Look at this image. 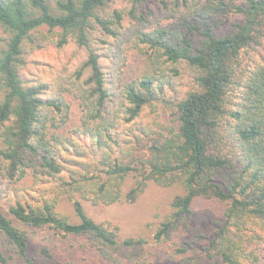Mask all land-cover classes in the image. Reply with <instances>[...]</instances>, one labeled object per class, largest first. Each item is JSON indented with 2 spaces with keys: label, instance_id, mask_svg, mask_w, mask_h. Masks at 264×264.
<instances>
[{
  "label": "trees",
  "instance_id": "obj_1",
  "mask_svg": "<svg viewBox=\"0 0 264 264\" xmlns=\"http://www.w3.org/2000/svg\"><path fill=\"white\" fill-rule=\"evenodd\" d=\"M117 1L0 0L6 33L0 38V187L41 185L33 201L0 203V235L10 246L0 248V261L16 256L22 264H36L30 243L38 230L86 238L105 264L116 251L132 255L139 248L116 247L148 240H121L119 226L97 221L85 201L93 206L134 202L154 181L183 190L155 241L191 217L197 200L218 201L225 205L224 218L205 251L223 264H261L264 248H249L245 239L253 224L264 229V51L248 58L264 37V0L234 2L240 19L224 34L205 20L209 12L202 0L189 5L196 15L187 28L142 30L148 21L143 2L131 0L139 48L128 76L120 63L118 28L125 15L113 8ZM51 36L60 50L75 41L85 57L76 67L50 72L48 79L27 78L28 56ZM183 69L190 71L191 86L166 101L174 117L168 132L142 159H110L108 143L118 147L119 122L134 124L147 106L166 97V87ZM66 154L73 155L74 167L66 166ZM129 179L133 183L125 190ZM63 202H70L75 219L60 209ZM53 251L51 246L38 250L54 259Z\"/></svg>",
  "mask_w": 264,
  "mask_h": 264
},
{
  "label": "rangeland",
  "instance_id": "obj_2",
  "mask_svg": "<svg viewBox=\"0 0 264 264\" xmlns=\"http://www.w3.org/2000/svg\"><path fill=\"white\" fill-rule=\"evenodd\" d=\"M241 0H202V7L205 11L208 8L207 18L215 28L214 31L220 34L228 33L232 30V24L240 19V15L233 11V3ZM141 8L145 10L148 26H173L177 28H187V21H192L196 12L193 6L195 0H142ZM186 6H183L185 5ZM132 7L131 0H118L113 4V8L124 11L123 26L118 28L120 32V60L121 69L125 75L134 65L135 55L138 52V28L139 23L130 16L129 9ZM151 9L146 13V10ZM152 8H157L154 14ZM149 12H152L150 16ZM204 12V10L202 11ZM3 28L0 27V38L3 37ZM98 36L113 41L114 38L98 33ZM96 44L102 42L96 40ZM261 46L257 51H250L248 58H256L258 52L264 51V37L261 39ZM41 48L34 47L33 52L28 56V63L25 75L29 79H48L50 72L59 74L60 70L76 67L86 55L85 49L78 46L75 41H71L63 49H58L54 42V37H49L42 43ZM105 46V45H104ZM106 47H103L105 49ZM249 62V61H248ZM247 62V64H248ZM182 74L173 77L172 87L165 89L166 97L155 101L147 106L142 116L135 123L124 124L119 122L120 132L118 147L113 141L108 143V157L116 156L131 161L132 159H142L148 155L149 146L159 137V141L164 133H167L174 124L173 109L167 100H174L181 97L191 86L190 71L182 70ZM68 161L66 166L74 167V157L66 154ZM129 179L125 185L128 190L132 185ZM25 190L12 191L0 187V203L10 204L16 199L33 201L37 192L36 188L41 185H34L30 181L25 185ZM183 193L178 185L162 186L154 181H148L144 192L139 198L130 202L123 199L111 205L93 206L85 201L90 215L99 222H111L120 228V239L127 237H144L148 243L135 247H126L119 244L116 248H139L133 250V254L120 255L119 251L113 253L114 259L106 261L109 264H223L218 258L211 256L204 248L209 246L210 239L215 235L218 222L224 218L225 205L218 201L199 199L195 203V210L191 217L184 218L176 224L170 233L161 241H155L154 234L160 224L166 220L171 212V203L174 197ZM60 209L75 219L70 202L60 204ZM260 234L263 238L260 239ZM249 248H264V229L257 223L248 230V237L245 239ZM51 246L54 248L56 258L43 256L38 252L39 248ZM0 248H10L9 244L0 235ZM65 248L69 253L63 255L61 249ZM71 249L73 252H71ZM8 252V251H7ZM118 252V253H117ZM9 253V252H8ZM30 253L36 264H58L56 260L62 262L72 261L73 264H105L103 258L95 252L86 238H63L51 234L48 230H38L32 234L30 243ZM261 264H264V251H261ZM69 257V258H68ZM0 264H22L16 257L9 259L8 263L0 261Z\"/></svg>",
  "mask_w": 264,
  "mask_h": 264
}]
</instances>
